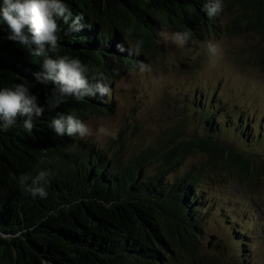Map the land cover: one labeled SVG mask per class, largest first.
<instances>
[{"label":"trees","instance_id":"16d2710c","mask_svg":"<svg viewBox=\"0 0 264 264\" xmlns=\"http://www.w3.org/2000/svg\"><path fill=\"white\" fill-rule=\"evenodd\" d=\"M65 2L74 17H83V28L71 31L60 21V48L53 58L81 59L90 77L106 78L111 92L80 102L69 98L34 117L30 132L22 117L0 132V264H221L223 258L203 248L212 222L225 235L219 244L228 248V261L250 264L248 246L254 237L241 227L254 225V218L240 209L218 208L209 183L235 176L264 180V119L251 122L250 110L232 111L235 106L219 93L193 91L164 109L162 124L184 120L150 132L154 140L128 156L120 135L112 140L117 148L110 153L91 141L57 136L50 122L58 113L86 124L114 114L116 97L122 94L115 85L130 73L146 75L137 61L155 62L161 33L187 32V50L230 29L264 36V0H224L223 11L211 19L202 10L210 0ZM226 12L239 14L228 27ZM6 35L7 25L0 24V88L26 83L43 104L48 90L34 79L41 60ZM140 41L141 54L130 56L126 49ZM127 89L130 101L146 106L147 93L135 97ZM192 161L197 163L192 166ZM42 170L50 172L47 198H33L21 190L18 178Z\"/></svg>","mask_w":264,"mask_h":264},{"label":"rangeland","instance_id":"374dc122","mask_svg":"<svg viewBox=\"0 0 264 264\" xmlns=\"http://www.w3.org/2000/svg\"><path fill=\"white\" fill-rule=\"evenodd\" d=\"M238 15L226 12L224 25L230 26ZM232 30L218 37L210 36L199 44L196 43L192 50L185 49L184 44L178 46L171 43L170 34L177 31H166L169 40L159 41L162 49L155 53L151 72L146 75L130 73L120 85H115V90L122 93L116 97L115 113L88 122L91 135L83 140L106 147L112 153L117 148L112 140L120 135L126 144L123 153L126 156L136 154L146 147L147 142L154 140L150 132H158L166 126H176V123L179 125L184 120L183 117L177 119L176 123L172 120L171 124L169 121L162 124V119L166 118L163 116L164 109L172 108L176 98L182 99V94H191L193 91L219 93L231 106H235L231 107L232 111L246 108L253 118L251 122H260L264 119V62L260 60V56L264 54V36L253 30ZM209 42L213 45L211 50ZM125 87L135 97L147 93L146 106L130 101L128 97L131 95L123 91ZM133 87L136 92L132 90ZM193 129L195 127L192 126L188 130L191 132ZM196 163L192 161L191 165ZM235 177H225L217 185L209 184L215 189L218 208L224 207L228 212H232V208L240 209L245 216L254 218V225L246 221L247 224L241 227L242 233L255 238L249 242L247 260L250 264H264V241H261L264 236V180H241L239 176ZM204 186L206 183L202 187ZM221 237H225L221 229L213 222L210 223L203 248L211 256L223 258L221 264H231L227 258L228 248L219 244Z\"/></svg>","mask_w":264,"mask_h":264},{"label":"clouds","instance_id":"9594fccd","mask_svg":"<svg viewBox=\"0 0 264 264\" xmlns=\"http://www.w3.org/2000/svg\"><path fill=\"white\" fill-rule=\"evenodd\" d=\"M224 9V0H210L203 7L209 19L219 15ZM83 17L73 13L65 0H2L0 4V24L7 25L6 39L25 49L30 56L41 60V71L34 74L35 82L47 93L43 104L38 95L31 91L26 83H14L11 87L0 88V132L7 131L17 124L18 117L23 118L25 131H32L33 118L40 117L46 110H54L67 99L77 102L86 97L109 95L110 83L102 75L89 76L88 66L81 59L69 55L53 58L60 48V21L68 25L71 31H80ZM166 42L168 33H161ZM171 43L178 46L186 44L190 36L187 32L170 34ZM143 41L129 45L126 49L130 56L141 54ZM209 50L213 48L209 42ZM120 51L125 49L120 46ZM141 73L151 72V66L137 61ZM46 106V107H45ZM50 127L57 136H74L80 139L91 135L89 126L75 115L58 113L51 119ZM43 163V160H41ZM49 171L42 170L36 176L22 174L18 178L20 188L33 198H47L45 185Z\"/></svg>","mask_w":264,"mask_h":264}]
</instances>
